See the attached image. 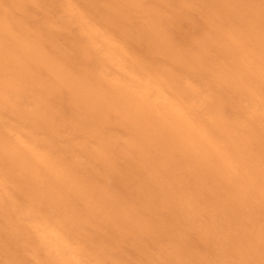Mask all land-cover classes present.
Returning a JSON list of instances; mask_svg holds the SVG:
<instances>
[{
  "label": "bare ground",
  "instance_id": "bare-ground-1",
  "mask_svg": "<svg viewBox=\"0 0 264 264\" xmlns=\"http://www.w3.org/2000/svg\"><path fill=\"white\" fill-rule=\"evenodd\" d=\"M84 1L48 0L33 22L35 0H0L2 264H201L207 249L181 246L197 217L213 264H264V35L253 54L259 35L240 19L252 6L212 0L184 50L144 0ZM151 229L169 242L165 257L118 251ZM104 230L110 240H96Z\"/></svg>",
  "mask_w": 264,
  "mask_h": 264
},
{
  "label": "rangeland",
  "instance_id": "rangeland-1",
  "mask_svg": "<svg viewBox=\"0 0 264 264\" xmlns=\"http://www.w3.org/2000/svg\"><path fill=\"white\" fill-rule=\"evenodd\" d=\"M38 1V2H37ZM40 1V2H39ZM84 1V0H83ZM88 1V4L86 3V0L84 1V5L86 4V6L87 7H91V6H93L94 5V3H93V1H90V0H87ZM89 1H90V3L91 4H89ZM160 1H162V0H144V2H146V8H147V10L149 11V9H150V11L152 10V11H154V10H157V11H159L160 12V15L161 16H164V14L167 16V14L169 15V16H176V18L175 17H173V19H171L172 21H170L169 20V16H167V19H168V22H170L169 24H172L171 25V30H172V32H171V30H170V34H171V36L176 40V41H178L179 43H180V41H182L183 43L181 44V48L182 49H184V50H189L190 49V47H191V44H192V41H191V39L192 38H198V37H203V31H202V29H204V24H205V22L206 21H208V17H206V16H208V15H205V14H208L209 12H211V11H213V9H214V7H215V5H214V3H218V2H221V0L219 1H217V0H215V2L213 3V2H211L212 0H199V3L201 4V6L202 5H204V4H207V6L206 5H204V6H206V7H204V8H206V10L204 11L203 10V12H201L200 10H202L201 9V7L200 8H198L197 10H192L191 11V9H190V7H186V6H189V5H186L185 6V3L187 4V3H190V2H193V0H172V2H171V0H169V6H166L165 5V2L164 1H162V2H160ZM46 2H47V4H46ZM178 3V7H177V4L176 3ZM179 2H180V4H179ZM206 2H208V3H206ZM237 2L239 3V4H242L243 5V3H244V5H246L245 7H249L250 6V8H251V6H252V8H253V10H251L250 9V11H253V13H250L249 11H248V13L250 14H248L247 13V11H246V9H244V8H242V12H246V13H242L243 14V16H241L240 17V19H243V17L245 16L246 18H245V20L247 19V21H248V23L247 24H245L246 26H248L249 24H251V25H249L248 26V28L247 27H245V29L246 30H251V29H253V31H251V32H253V35H255V36H257V35H259V37H254L253 36V41H254V44H253V47H255V51L253 50V54H256L257 53V47H256V44H257V42L258 41H256V39L258 40L259 38H260V35L261 36H263L264 35V29L262 30V25H264V0H237ZM49 3L50 2H48V0L46 1V0H35V3L33 4V5H31V7H32V10H33V8H34V10H33V12L35 11V12H37L38 11V15L36 16V15H34V14H32L33 15V22H35V20L36 19H39L40 18V16H39V11L41 12V14L42 15H44L45 13H46V11L45 10H47L48 11V8H49ZM93 3V4H92ZM124 3V4H123ZM119 2L118 4H120V6H124L125 7V5H126V3L125 2ZM182 3V4H181ZM202 3H204V4H202ZM209 3H211L212 5H213V8L212 9H209V8H211V6L212 5H209ZM238 3H236L235 2V4H238ZM95 4H97V2L95 3ZM98 4H99V6H101L102 5V3L100 4V2H98ZM122 4V5H121ZM184 4V5H183ZM191 4V3H190ZM89 5V6H88ZM172 5H173V7H172ZM217 5H219V4H217ZM162 6V7H161ZM164 7V8H163ZM185 7H186V9H185ZM202 7V8H203ZM216 7H219V6H216ZM247 7V8H248ZM43 8H46V9H43ZM176 8V9H175ZM179 10H178V9ZM182 8V9H181ZM189 8V9H188ZM167 9H170V10H168V12H167ZM244 9V10H243ZM42 10H43V12H42ZM248 10H249V8H248ZM188 11V12H187ZM191 13H190V12ZM200 12V13H198V12ZM32 12V13H33ZM179 12V13H178ZM185 12V13H184ZM188 14H187V13ZM193 12V13H192ZM205 12V13H204ZM44 13V14H43ZM189 13H190V15H189ZM194 13H196V14H194ZM37 14V13H36ZM56 14V15H55ZM54 15L55 16H57L58 14H57V12L55 13ZM173 14V15H172ZM176 14V15H175ZM192 14H194V16L192 17ZM202 14V15H201ZM218 14V13H217ZM241 14V15H242ZM253 16H252V15ZM46 15V14H45ZM53 15V14H52ZM204 15H205V17H204ZM248 15V16H247ZM39 16V17H38ZM60 16H61V13H60ZM146 16V15H145ZM253 17V18H251V17ZM58 17V16H57ZM56 17V18H57ZM203 17V18H202ZM170 18H172V17H170ZM187 18V19H186ZM206 18V19H205ZM140 19V20H139ZM175 19V20H174ZM179 19V20H178ZM183 19H186L185 21L183 20ZM191 19V20H190ZM138 22H137V21ZM144 19H143V17L141 16V15H139V17L138 18H135L134 19V22L136 23V25H140V21H141V23H143L144 21H143ZM181 20H182V22H181ZM217 20H219V19H217ZM244 20V19H243ZM177 21V22H176ZM180 22V24L182 25H180L179 24V22ZM199 21V22H198ZM205 21V22H204ZM173 22V23H172ZM176 22V23H175ZM204 22V23H203ZM37 23L40 25V24H42L41 22H39V21H37ZM263 23V24H262ZM175 24V25H174ZM179 24V25H178ZM174 25V26H173ZM177 25H178V27H177ZM191 27H190V26ZM134 28V27H133ZM132 28V29H133ZM177 28H179V30L180 29H184L183 31L181 30L180 32H179V30L177 29ZM264 28V27H263ZM134 30V29H133ZM175 31V32H174ZM177 31V32H176ZM178 32H179V35H178ZM184 32V33H183ZM191 32V33H190ZM175 33H177V34H175ZM181 33H182V35H181ZM186 33V34H185ZM198 33V34H197ZM193 34V35H192ZM191 36V37H190ZM197 36V37H196ZM170 38L172 41L174 40L173 38ZM191 39H190V38ZM178 38V39H177ZM180 38V39H179ZM128 40V39H127ZM133 38L131 39V41L130 40H128L130 43H131V45L132 46H134V44H133ZM189 40V41H188ZM193 40V39H192ZM262 40H264V36L262 37V39H261V41H260V43L258 44L259 46H258V48L260 47H262V46H264V44L263 45H261L262 43H264V42H262ZM191 41V42H190ZM256 41V42H255ZM134 42H138L139 43V41H136V40H134ZM190 43V44H189ZM187 45H189V46H187ZM255 45V46H254ZM184 46H187L186 48L184 47ZM193 46V45H192ZM138 48V46L136 47V49ZM196 49H199V47H196ZM133 50H135V46H134V48H133ZM197 51V50H196ZM213 53V52H212ZM260 54V53H259ZM258 54V55H259ZM245 55V54H244ZM255 56V55H254ZM253 56V57H254ZM255 59V58H254ZM251 61V67H252V65H253V68L254 69H258L257 67H259L260 65L261 66H263V62L262 63H259V65H257L256 66V62L253 60V59H251L250 60ZM255 66H256V68H255ZM16 96V95H15ZM18 96V95H17ZM27 99V100H26ZM25 100H24V98L22 99V105H23V103H24V108L26 107V106H29V105H26L27 104V102H28V97L26 98ZM61 100V101H60ZM24 101V102H23ZM25 101H27V102H25ZM259 101L260 102H262L261 104H260V102H259V104L261 105L260 106V111L263 113L264 112V97H263V99H261L260 97H259ZM63 103V105H62V103ZM57 103V104H56ZM21 105V108L22 109H24L23 108V106ZM55 106V109L57 108V109H59V110H57V112L59 113L58 114V116H60L61 114L63 115H65L64 116V118H67V117H70L69 116V109L67 108L68 106L66 105V102L64 101V100H62V98H57V101H55V105H53L52 106V108ZM57 106V107H56ZM60 106V107H59ZM30 107V106H29ZM28 107V108H29ZM59 107V108H58ZM262 107V108H261ZM28 108H25V109H28ZM61 115V116H62ZM128 168L129 167H127V168H124V170H125V172H127L128 171ZM127 169V170H126ZM130 169V168H129ZM124 172V171H123ZM126 174V173H125ZM127 178V177H126ZM126 178H124V180L125 181H123V182H126ZM121 182V181H120ZM122 185V184H121ZM250 197H248V199H247V197H246V199H247V202L245 201V204L247 205H243L242 206V208H241V210H243V211H250L251 210V208H252V210L254 209V205H253V201H251V199H249ZM244 199H245V197L243 198V201H244ZM238 200H240L239 198H238ZM237 200V201H238ZM249 201V202H248ZM259 201V200H258ZM249 203V204H248ZM250 203H251V205H250ZM249 209V210H248ZM192 216V215H191ZM189 217H190V215H189ZM191 219L193 218V216L192 217H190ZM258 218H261V215L258 217ZM193 220H194V218H193ZM202 218L200 219H198V217L196 218V221H197V224H198V226H199V228L201 227V225H202ZM246 220H247V222L249 221L248 220V218H246ZM187 221V219L185 220V219H183V223L184 222H186ZM199 221V222H198ZM201 222V223H200ZM164 223V222H163ZM183 223H180L179 222V224H182V226H183ZM8 224V223H7ZM7 224H5V226L4 227H6L7 226ZM195 224H196V222L194 223V224H192V226H190V228H188L187 227V225L189 226V224H186L185 225V227L186 228H188V230H186L187 232H186V234L190 231L189 229H191L192 228V231H190V233L192 234V239H195V238H193L195 235H196V231H198V230H200V229H198L197 230V228L196 229H194L196 226H195ZM201 224V225H200ZM195 226V227H194ZM197 226V227H198ZM194 227V228H193ZM6 228H8V230H6V231H4L3 230V232H2V234L3 235H5V236H7L8 234H10L11 233V227L8 225ZM193 229L194 230H196V231H193ZM108 230V229H107ZM154 230V231H153ZM151 229L149 232H146V234L147 235H149L150 233L152 234H150L149 235V237L147 236V238H146V240H140L142 243H143V245H144V243L147 241H149L148 242V244H146L145 243V248H143L142 246V243H139V245H137V242H138V240H139V238L137 239H131V241H129L128 239H126L125 241L127 242H125V244H123L124 243V241H120V243H119V247L117 248L118 249V251L119 252H124V258H126L127 260H129V261H131V262H134V260L135 259H138V258H142V255H146V253H150V257L148 258V259H146L147 261H145V263L146 262H149V261H153L154 259L155 260H157L156 259V257L160 254V257H162V255L163 254H166V253H168L169 251H168V249H167V251H165L166 250V248L168 247V245H169V242H167L166 240H165V237L163 236V234H159L155 229ZM263 230H264V228H263ZM158 233H156V232ZM108 233V231H106V230H104L102 233ZM154 232L156 233L155 235H154ZM180 232H182V229L180 230ZM195 232V233H194ZM261 232H262V234L260 233V235H259V238H263L264 237V231H262L261 230ZM94 233V232H93ZM102 233H99L98 231H97V238H96V240L97 239H100V240H104V239H107V240H110V237H109V233L107 234H102ZM184 233V232H183ZM199 233V232H198ZM145 234V233H144ZM186 234H184V235H186ZM190 234V235H191ZM93 235H96V233L95 234H93ZM157 235V236H156ZM159 235H160V237H159ZM190 235H188V237H186L185 236V238H186V240L185 239H183L182 240V238H184L183 237V235L181 234L180 235V238H179V240L181 239L182 240V242L184 241L185 243L184 244H186V246L183 244V243H181V240H180V243L182 244L181 246L183 247V248H187L188 247V249H184V251L186 250V252H188V253H190V251H194L195 250V248L196 249H200V248H202V249H207V251L206 252H204L205 254L208 252V254H206L207 256H209V257H207L206 255H204V254H202V258L203 259H201V258H199V260L200 261H198V263H200V262H206V263H210V264H213L214 263V261H209L210 259H213V257H211V254L209 253L210 251V249L211 250H213V251H216V249H212L213 247H214V245H211L210 243L209 244H207V247H209L210 249H208V248H206V246H205V248L204 247H202V246H200L199 245V239L200 238H198L199 236H195L196 238H198L197 240H194V241H192V239H191V236ZM198 235V234H197ZM263 235V236H262ZM107 236V237H106ZM17 237V235H15V238ZM162 240H165V241H163V248H162V245H159V244H157L158 242V239L159 238ZM163 237V238H162ZM157 238V239H156ZM93 239H94V237H93ZM148 239H150V240H148ZM124 240V239H123ZM137 240V241H136ZM21 241V240H20ZM93 241V240H92ZM145 241V242H144ZM151 241V242H150ZM198 243V246L196 245V243ZM201 242V241H200ZM92 243V242H91ZM136 243V244H135ZM164 243H166V244H164ZM20 244V245H19ZM127 244V245H126ZM128 244H130V245H128ZM132 244H134L133 246H131ZM188 244V245H187ZM191 246H190V245ZM201 244V243H200ZM184 245V246H183ZM209 245V246H208ZM159 246V247H158ZM24 246H23V243H18V242H16V245H15V250H18V251H21L22 250V248H23ZM113 247V246H112ZM137 249H136V248ZM161 247V248H160ZM164 247H165V249H164ZM128 248V249H127ZM129 248H131V249H129ZM133 248V249H132ZM135 248V249H134ZM182 248V249H183ZM193 248V249H192ZM109 249V248H108ZM117 249L116 250H111V253L110 254H115V251H117ZM139 249V250H138ZM145 249V250H144ZM189 249H191V250H189ZM137 250V251H136ZM197 250V251H198ZM205 250H203V251H205ZM108 250H106V252H107ZM142 251V252H141ZM202 251V252H203ZM109 252H110V249H109ZM113 252V253H112ZM163 252V253H162ZM212 252V251H211ZM143 253V254H142ZM157 253H158V255H157ZM113 254V255H114ZM142 254V255H141ZM149 255V254H148ZM156 256V257H155ZM164 257H165V255H163ZM204 256V257H203ZM151 258V259H150ZM209 261V262H208ZM2 262L3 261H1L0 260V264H2ZM201 263V264H202Z\"/></svg>",
  "mask_w": 264,
  "mask_h": 264
}]
</instances>
